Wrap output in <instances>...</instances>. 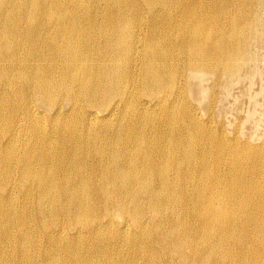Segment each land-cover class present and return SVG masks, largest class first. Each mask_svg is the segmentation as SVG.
Returning a JSON list of instances; mask_svg holds the SVG:
<instances>
[{
    "label": "bare ground",
    "instance_id": "6f19581e",
    "mask_svg": "<svg viewBox=\"0 0 264 264\" xmlns=\"http://www.w3.org/2000/svg\"><path fill=\"white\" fill-rule=\"evenodd\" d=\"M263 5L0 0V264H264V148L184 97Z\"/></svg>",
    "mask_w": 264,
    "mask_h": 264
},
{
    "label": "rangeland",
    "instance_id": "374dc122",
    "mask_svg": "<svg viewBox=\"0 0 264 264\" xmlns=\"http://www.w3.org/2000/svg\"><path fill=\"white\" fill-rule=\"evenodd\" d=\"M259 18L260 37L247 45L249 60L238 73L231 79L206 76L202 98L187 90L184 93L187 103L203 120L208 118L227 139L251 148H264V5Z\"/></svg>",
    "mask_w": 264,
    "mask_h": 264
}]
</instances>
